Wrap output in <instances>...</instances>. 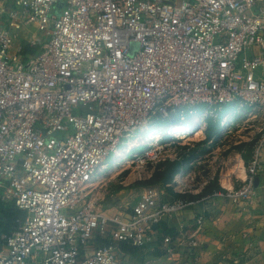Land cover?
Returning a JSON list of instances; mask_svg holds the SVG:
<instances>
[{"label":"built area","instance_id":"obj_1","mask_svg":"<svg viewBox=\"0 0 264 264\" xmlns=\"http://www.w3.org/2000/svg\"><path fill=\"white\" fill-rule=\"evenodd\" d=\"M61 1L0 0V201L26 214L1 235L0 264H121L117 244L143 248L155 224L192 206L184 195L215 174H196L193 161L166 185L179 197L163 202L160 187L148 186L118 220L96 209L99 173L139 133L133 179L178 161L172 146L206 122L176 126L170 117L184 121L201 105L214 120L229 107L223 134L240 120L250 143L240 186L203 199L251 205L264 171V0ZM22 27L34 28L28 54L14 48ZM156 118L167 125L150 129ZM202 223L199 215L181 241L192 259ZM161 242L169 256L173 240Z\"/></svg>","mask_w":264,"mask_h":264},{"label":"crops","instance_id":"obj_2","mask_svg":"<svg viewBox=\"0 0 264 264\" xmlns=\"http://www.w3.org/2000/svg\"><path fill=\"white\" fill-rule=\"evenodd\" d=\"M7 6H10V2ZM4 20L5 17L0 16V25H3ZM33 33V27H22L14 32V48L21 47L22 53H24V50L29 47L30 37ZM249 55L250 53H247V56ZM255 74L258 78L261 77L259 71ZM170 118L172 121L173 118ZM159 120L162 119L156 118L153 122L158 121L159 123ZM174 121V125L181 126L178 124L179 121L176 119ZM157 127H163V125L157 124L156 126L154 123L150 129ZM251 127L253 128L252 125ZM205 129L204 132L202 131L201 140L203 139V142L200 146H206L208 150L200 152L203 154L196 156L199 153L197 146L184 148L186 150L178 153L179 160L175 161L180 163V167L168 183L172 182L177 172L183 168H189L190 163L196 159H203L205 162L206 157L215 155L212 158L213 161L207 164L208 170L202 169L203 173L212 171L215 174L221 192L237 188L244 180V168L249 158L250 143L247 141L246 132L241 127L238 129L234 127L227 135L228 133L223 134L221 127L218 135L213 134L207 138V125ZM139 135L140 133L132 135L127 140L123 139L119 145L120 150L124 152L123 156L119 161L112 156L108 157L99 173L100 177L96 183L98 193L96 209L98 213L109 218L125 220L146 188L138 180L137 183L133 179L134 173L131 164L134 155L145 148V145H140L136 139ZM226 139L229 140L223 143ZM220 153H223L224 156L221 155L218 158L219 164H215L214 160ZM155 169L159 170V167L157 166ZM151 177L152 175L148 176V179ZM167 184L163 182L153 184L160 187L163 202L179 197L174 192L172 193L171 189L165 190ZM255 186L254 202L246 207L233 205L225 198L218 196L203 199L209 193L192 194L189 199L193 201V205L176 214L166 216L155 224L152 240L143 248H135L134 253H129L127 250L130 247H125L127 250L121 251L120 243L117 244V253L121 264H242L243 262L264 264V171L255 178ZM199 215L203 217L202 230L199 234L201 246L197 257L192 259L187 255L181 241L194 230L195 220ZM163 236H170L173 240V250L169 256L158 255L163 251L161 242ZM97 242L104 244L106 241L97 237Z\"/></svg>","mask_w":264,"mask_h":264},{"label":"trees","instance_id":"obj_3","mask_svg":"<svg viewBox=\"0 0 264 264\" xmlns=\"http://www.w3.org/2000/svg\"><path fill=\"white\" fill-rule=\"evenodd\" d=\"M28 48L24 50L23 54H28L32 51L30 48H29L30 50ZM202 107H203L202 105L200 107L199 106L196 107L194 111L195 114L203 111ZM225 109L230 111L229 107H223L221 111ZM218 120H219V116L217 120H214L212 117L206 118L207 138H209L213 134L218 135L220 133L221 127L219 125ZM190 156L192 157L193 155H190ZM181 163H182V160H181ZM159 166H163L162 167L163 169L157 174L154 173L152 177L150 178V180L148 181V184L152 185L158 182H163L164 184H167L171 180L172 176L175 174L177 169H179L180 163L175 162V161L166 162ZM213 190H220L216 179L200 195H203L206 193L211 194ZM25 216H26L25 212L16 209L13 203L4 204L0 201V237L2 234H10L11 232H13L18 227V225L25 219ZM1 243L2 241L0 239V245ZM119 245L121 247V251H126L127 249L125 247H130L127 250L129 251V253H134V250L136 248L127 243H120ZM127 245H130V246H127ZM158 255H164V251L160 252Z\"/></svg>","mask_w":264,"mask_h":264},{"label":"rangeland","instance_id":"obj_4","mask_svg":"<svg viewBox=\"0 0 264 264\" xmlns=\"http://www.w3.org/2000/svg\"><path fill=\"white\" fill-rule=\"evenodd\" d=\"M60 2L61 3L59 5V7H61V5H62V1L61 0H60ZM137 49H138V45L135 44V43H132L131 46H130V51H131L130 54L133 55L134 52ZM202 109L204 110L205 109V106H203ZM186 113H187V111L184 114L185 115L184 121H181V119L179 118V114L177 113V114H173L171 116L173 118V120L171 122L173 124H175V121L174 120L176 119L177 121H179V123L177 122L178 124L186 125L187 127H192L193 124H196L198 127H200L201 125H203L204 122H206V118L209 117L207 115H204V112L203 111H201L200 113H196V114H195V112L187 113V114ZM227 113H228V110H226V109L218 113L219 119L221 118V122L223 121L222 117L225 114H227ZM174 117H176V118L174 119ZM154 123H155L156 126H157V124L163 125L164 127L167 125L166 119L159 120V123H158V121H155ZM240 125H241V121L240 120L237 121V122H234L233 126H231V129H233L234 127L238 129L240 127ZM205 127H206V125L204 124L203 128L205 129ZM204 129H203V132H204ZM199 130L195 134H193V137H191L189 139H178V141L176 142V144H174L172 146V149H174L176 152H178L180 154L182 151L186 150V149H184L186 147H190L191 146L190 148H192L194 146L193 148H195L197 146V149L199 150V153L196 154V156L202 155L203 153H200V152H206V150H208V148L206 149V146H204V147L200 146V144L203 142V139L201 140V138L203 136V133H202V129L200 131ZM197 133H199V134L197 135ZM227 135H229V134H227ZM228 140L229 139H226V141H224L223 143H226ZM221 155L224 156L223 153H220L219 156L217 157V159L214 160L215 161V164H219V159L218 158H220ZM209 156H210L209 158L206 157L204 159L205 162H203V159H196L195 164H194V167L195 168H193L192 171L195 172L196 174H200L201 171H202V169L208 170V168H206L207 167V164H208V162L213 161L212 158L215 157V155H209ZM197 162H198V164H197ZM158 167H159V170L158 171H156L157 169H155V168L154 169H151L150 167H147L146 169L142 170L140 172V175H141V178L142 179L141 180H138L139 183L142 184V185H144V187L152 186L153 184L152 185L148 184V181L150 180V179H148V175L151 176L154 173L157 174V173H159L163 169L162 168L163 166H158ZM185 169H191V167L185 168ZM138 181L136 180L137 183H138ZM168 188L169 187H166L165 190L168 191ZM206 188L203 189V190H201V192H199V194H201L204 190H206ZM169 189H171V188H169ZM167 191H165V193L170 194ZM172 193H173V191H172ZM177 195H179V194H177ZM184 196L187 197V198H190L191 194H186ZM196 257H197V254H196Z\"/></svg>","mask_w":264,"mask_h":264},{"label":"bare ground","instance_id":"obj_5","mask_svg":"<svg viewBox=\"0 0 264 264\" xmlns=\"http://www.w3.org/2000/svg\"><path fill=\"white\" fill-rule=\"evenodd\" d=\"M174 132H175V133H178V129H177V130H175ZM178 134H180V135H181V136H183V137H185V136H186V135H183L182 133H180V131H179V133H178ZM180 135H179V136H180Z\"/></svg>","mask_w":264,"mask_h":264}]
</instances>
